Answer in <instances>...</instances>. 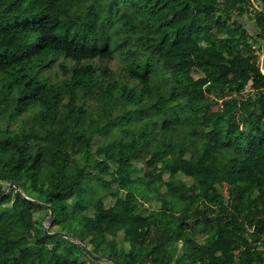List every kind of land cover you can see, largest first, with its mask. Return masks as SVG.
I'll return each instance as SVG.
<instances>
[{
    "label": "trees",
    "instance_id": "1",
    "mask_svg": "<svg viewBox=\"0 0 264 264\" xmlns=\"http://www.w3.org/2000/svg\"><path fill=\"white\" fill-rule=\"evenodd\" d=\"M252 1L0 0V194L21 190L0 196V264H264V0L242 20ZM225 72L232 96L213 110L197 89ZM50 208L49 232L72 238L45 235Z\"/></svg>",
    "mask_w": 264,
    "mask_h": 264
},
{
    "label": "rangeland",
    "instance_id": "2",
    "mask_svg": "<svg viewBox=\"0 0 264 264\" xmlns=\"http://www.w3.org/2000/svg\"><path fill=\"white\" fill-rule=\"evenodd\" d=\"M216 0H204V3H209V2H215ZM261 10L262 9V5L260 4L259 1L254 0L252 1V5L250 6L249 12L245 13L244 18L242 20H248L250 18H252L254 11L256 10ZM229 24V23H228ZM169 47V51L166 50V48ZM167 47H165V54L166 56H176L178 54H183L185 56H188L187 53H185V51L181 48V46H170L168 45ZM256 56H257V60L260 63L261 66V71L262 73H264V48H260V46H256ZM117 66H119L118 64L113 65V68H116ZM195 77L200 76L198 73H194ZM221 84L219 86L216 87L215 91H211L208 90L206 88L203 87H199L197 89V92L203 96H205L211 103V108L213 110H217L218 108L222 107L223 105V101L227 100L229 98H231V93L229 92V84L232 82V80L234 79V74L233 73H221ZM241 83H242V87H237L235 89L236 93H248L252 91V77L250 75H247L245 73L242 74V78H241ZM223 88V91H221V89ZM241 99H244L243 97ZM239 126H233L231 128V133L232 134H236V138L238 140V142H240L241 140V132H238ZM111 140V139H110ZM236 142V144L238 143ZM137 164L139 167H144L143 163H142V159H143V155L139 154L137 157ZM122 174L119 173V176H121ZM158 174H156L157 176ZM164 180H167L169 178V176H164L163 177ZM170 180L173 182L174 185L178 186L179 182L177 179H175L174 177H170ZM234 183V179L230 176V179L227 180L225 182V188L228 189L232 184ZM160 184H162V189L163 190H167L165 187V184H163L162 182H160ZM138 185V193H137V200H141L145 207L148 208V210H152V205H150L154 200H155V194L151 193L150 190H148L145 186L144 182H140L137 184ZM170 194H172V196H175L177 194L176 190H171ZM237 198H242L245 195V192L243 190H238L237 193ZM26 208H29L26 205ZM41 214V210H37L36 211V216ZM49 216H47L48 218ZM47 218H45V220L43 221L44 224V228H45V224L47 222ZM57 229L56 227L54 228V230ZM121 229V227L116 228V229H112L110 230V234L115 235L117 232H119V230ZM55 232H59V231H55ZM120 237H122V235H119ZM74 241H78L77 238H73ZM217 261H221V257L218 256L216 258ZM226 260H229V258H227ZM226 260L221 261V263H224ZM101 264H114L112 261L108 260V259H103L101 260Z\"/></svg>",
    "mask_w": 264,
    "mask_h": 264
},
{
    "label": "water",
    "instance_id": "3",
    "mask_svg": "<svg viewBox=\"0 0 264 264\" xmlns=\"http://www.w3.org/2000/svg\"><path fill=\"white\" fill-rule=\"evenodd\" d=\"M12 188H16L18 190L19 193H21V190L17 187V186H11L9 189H7L6 191H4L3 193L0 194L3 195L4 193H7L9 190H11ZM54 217H55V211L50 208V214H49V217L47 218V222L45 224V235H52V236H57V235H61V236H64L66 238H72V236H70L69 234H66V233H62V232H53V233H50L49 232V227L51 225V223L53 222L54 220ZM76 242H79V241H76ZM81 244V243H80ZM83 249L85 250V252L95 261H100L102 258L101 256L99 255H95L88 247H86L84 244H81ZM111 261L114 263V264H119V262L115 259H111Z\"/></svg>",
    "mask_w": 264,
    "mask_h": 264
},
{
    "label": "built area",
    "instance_id": "4",
    "mask_svg": "<svg viewBox=\"0 0 264 264\" xmlns=\"http://www.w3.org/2000/svg\"><path fill=\"white\" fill-rule=\"evenodd\" d=\"M264 74V73H263Z\"/></svg>",
    "mask_w": 264,
    "mask_h": 264
}]
</instances>
